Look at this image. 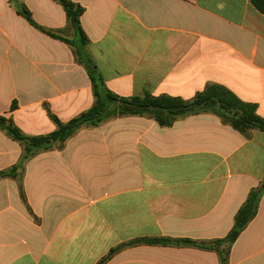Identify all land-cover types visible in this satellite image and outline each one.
Returning a JSON list of instances; mask_svg holds the SVG:
<instances>
[{"label": "crops", "instance_id": "crops-1", "mask_svg": "<svg viewBox=\"0 0 264 264\" xmlns=\"http://www.w3.org/2000/svg\"><path fill=\"white\" fill-rule=\"evenodd\" d=\"M70 1L83 8L79 57L112 93L189 100L217 84L264 118V14L250 0ZM79 43L56 1L0 0V115L35 136L56 129L50 114L67 122L88 110ZM20 155L0 130V171ZM262 179L264 132L242 134L210 113L170 127L140 116L84 126L27 161L24 200L18 178H0V264H97L137 238L220 239ZM104 264L220 262L194 247L138 245ZM227 264H264V195Z\"/></svg>", "mask_w": 264, "mask_h": 264}, {"label": "trees", "instance_id": "trees-1", "mask_svg": "<svg viewBox=\"0 0 264 264\" xmlns=\"http://www.w3.org/2000/svg\"><path fill=\"white\" fill-rule=\"evenodd\" d=\"M54 1L62 6L68 22L80 37V43L76 46V54L79 57V50L83 48L86 41L79 24V17L83 13V8L70 0ZM250 1L260 13L264 14V0ZM18 12L32 26L40 29L31 19L27 9L21 8ZM47 34L54 38H59L51 32H47ZM78 62L86 69L91 82L94 97L92 106L67 122H61L57 117L50 114L56 129L48 134L35 136L23 134L11 118L0 115V130L11 140L17 142L21 148V155L17 163L8 169L0 171V178H18L20 181L24 166L28 160L41 152L62 148L66 141L84 126L97 127L103 122L116 117H146L154 120L161 127H170L174 122L186 116L210 113L219 117L223 123L242 134H247L250 130L264 132V118L257 114L256 105L241 101L235 94L221 85H207L204 90L196 93L189 100L168 95L155 96L149 93L123 97L112 93L105 86L95 64L89 58L86 56L79 57ZM14 107L15 104H12V108ZM19 191L21 198L24 200L21 181L19 183ZM262 195H264V179L257 187L250 190L246 200L234 216L231 230L223 238L199 242L190 239H171L166 237L137 238L111 249L97 264H104L113 253L120 249L138 245L194 247L215 252L220 264H227L232 244L255 217Z\"/></svg>", "mask_w": 264, "mask_h": 264}]
</instances>
